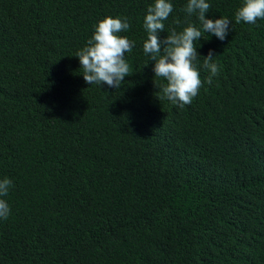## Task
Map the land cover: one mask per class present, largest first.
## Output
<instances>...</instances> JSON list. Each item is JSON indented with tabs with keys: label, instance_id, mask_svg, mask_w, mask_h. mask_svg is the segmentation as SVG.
Listing matches in <instances>:
<instances>
[{
	"label": "trees",
	"instance_id": "obj_1",
	"mask_svg": "<svg viewBox=\"0 0 264 264\" xmlns=\"http://www.w3.org/2000/svg\"><path fill=\"white\" fill-rule=\"evenodd\" d=\"M206 2L230 31L197 41L219 74L181 108L143 51L153 0H0V264H264V20ZM170 3L161 40L199 27ZM105 16L134 42L116 89L75 57Z\"/></svg>",
	"mask_w": 264,
	"mask_h": 264
},
{
	"label": "clouds",
	"instance_id": "obj_2",
	"mask_svg": "<svg viewBox=\"0 0 264 264\" xmlns=\"http://www.w3.org/2000/svg\"><path fill=\"white\" fill-rule=\"evenodd\" d=\"M210 7L206 0H187L182 11L188 17L194 15L199 27L191 21H186L182 31L177 32L173 28L164 40L160 39L159 33L164 31L163 21L167 20L173 11L170 0H153V3L147 6L143 18V27L147 34L143 51L153 62L154 76L166 81L161 85V98H167L181 108L191 104L203 84L211 85L213 77L219 74V66L213 61L216 54L211 49L203 56V67L209 72L206 80H201L197 67L198 58L201 56L196 51V43L202 39V34L214 35L224 41L230 31V21L227 18H206ZM257 20H264V0H242L235 13V22L255 24ZM174 23L180 25L181 21L176 19ZM129 28L126 17L105 16L97 21L92 36L75 54L87 84H104L116 89L122 85L126 76L131 75L125 54L132 51L134 42L121 35ZM12 186L11 179H0V197H6ZM9 215L8 203L0 198V219H7Z\"/></svg>",
	"mask_w": 264,
	"mask_h": 264
}]
</instances>
